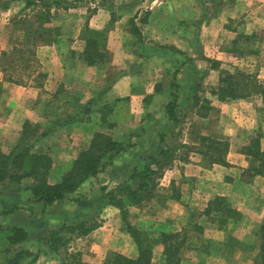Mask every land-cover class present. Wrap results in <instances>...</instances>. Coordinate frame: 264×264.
Segmentation results:
<instances>
[{
	"label": "crops",
	"instance_id": "crops-1",
	"mask_svg": "<svg viewBox=\"0 0 264 264\" xmlns=\"http://www.w3.org/2000/svg\"><path fill=\"white\" fill-rule=\"evenodd\" d=\"M144 2L130 8L138 12L137 20H144L138 37L124 29L126 19L113 22L110 13L117 8L104 3L27 8L24 0H0V151L15 150L35 129L39 133L50 130L34 151L51 158L52 170L66 172L97 133L108 134L126 147L76 194L45 208L29 203L31 180H23L18 193L1 190L0 225L4 230L26 229L4 221L31 211L47 221L54 216L52 210L76 203L79 195L85 197L81 190L86 187H92L89 197L99 190H111L125 172L142 165L159 149L160 134L170 124L165 107L173 94L184 109L197 108L193 94L195 76L200 74L203 100L217 114L213 120L211 113L185 118L178 142L188 148L179 150L159 179L152 201L145 204L163 209L157 211L156 207L150 218L137 221L146 226L141 229L144 233H156L158 242L162 234H179L185 239L179 264H264V176L245 175L249 162L242 152L257 135L264 151L263 99L256 95L221 101L215 95L225 72L264 80V0ZM38 10L50 11L46 27L52 32L39 41L29 62L21 61L26 70L27 65H37L36 72L30 71V75L24 69L23 76L13 70V58H9L12 48L24 38L21 31H14L13 22L22 12L24 17L27 12L32 17ZM85 26L105 31L104 64L84 62L86 45L81 34ZM111 75L115 78L109 80ZM194 124L200 127L197 134L192 132ZM214 124L215 130H210ZM197 136L228 142L227 165L204 164ZM216 197L228 202L232 211L206 213ZM115 215L118 218L120 212L107 205L101 227L81 238L100 235L108 226V236H116ZM118 232L126 242L132 241L126 231ZM112 249L127 256L132 253L130 258L138 256L137 250L129 252L122 244ZM153 250L159 254L158 263H153L167 264L160 242Z\"/></svg>",
	"mask_w": 264,
	"mask_h": 264
},
{
	"label": "trees",
	"instance_id": "trees-1",
	"mask_svg": "<svg viewBox=\"0 0 264 264\" xmlns=\"http://www.w3.org/2000/svg\"><path fill=\"white\" fill-rule=\"evenodd\" d=\"M24 1L27 8H37L39 6L45 8L49 5H63L66 8L73 6L71 3L60 0ZM50 15L49 10L41 12L38 10L34 13L35 22H31L27 26L24 30L23 40L11 50L12 55L19 54L15 60L19 59L22 62H29V57L31 55L34 56L35 48L41 38L44 34L52 32V30L46 27L51 21ZM132 22L134 26H137L134 20ZM133 33H141V29L139 27L134 28ZM97 35L96 31L89 28L84 30L83 39L85 40L86 47L83 53V60L90 66L104 63L107 58V54L102 50L101 40L99 41ZM10 77H13V75ZM10 80L12 79L10 78ZM173 95L174 99L165 107L170 118V124L160 134L159 149L149 155L142 165L135 166L125 172L122 180L114 188L108 192H106V189H103V196L108 198V205L117 207L122 214L125 213L127 208L140 206L151 199L164 170L177 159L180 149L188 148L178 142L179 130L184 123L186 114L183 107L178 104L177 96ZM215 95L221 101L247 99L258 95L262 97L264 103V80H259L252 74L242 72L231 74L225 72L220 76V86ZM202 103L206 105V110L204 109L206 113H202V110H199L197 114L201 117H207L211 110L210 103L208 100H203ZM195 105L199 109L204 108L203 105H199V101L195 102ZM37 133H39L37 129L33 130L32 135L24 138L20 146L10 153L6 154L0 151V194L1 190L4 189L8 190L11 194L18 193L22 181L28 179L32 181L31 185L27 187V190L31 193L29 203L40 204L44 208L58 201L69 199L81 189L86 180L97 176L106 165L112 162L114 157L126 150L123 143L113 139L110 135L97 133L94 135L89 147L82 150L78 154V157L72 161L69 169L63 174L61 179L51 181L49 177L52 170L51 158L48 155L39 154L34 151L38 142L47 136L50 130ZM198 141L201 147V154L207 165H227L228 142L206 136H199ZM242 152L249 162V168L246 170L245 175L250 177L264 176V151L260 147L259 135L254 137L243 148ZM181 158L185 159L184 157ZM223 202H226L223 198H216L209 204L206 213L210 214L211 212L221 210L220 213H230L232 210L228 206L220 207L219 204H223ZM214 204L218 206L216 205V208H213ZM99 210H101V207ZM80 218L78 216L75 220ZM100 221L99 216L78 220L77 222L69 223L65 221L59 228H51L44 238L36 239L40 242L41 247H45L44 254H58L66 250L71 240V238H68L63 233L64 231L74 233L77 237H86L101 227ZM126 231L134 239L139 248L138 256L136 258H129L115 253L106 264H154L153 248L159 242L164 246L163 254L166 263H180V254L185 243V239L181 235L162 234L159 242L157 240L153 242L145 234L139 233L130 224L126 225ZM3 232L4 229L0 225V233ZM31 238L25 229L12 228L6 236L8 246L4 252L7 254L4 258V264H34L39 254H33L24 245L31 241Z\"/></svg>",
	"mask_w": 264,
	"mask_h": 264
},
{
	"label": "rangeland",
	"instance_id": "rangeland-1",
	"mask_svg": "<svg viewBox=\"0 0 264 264\" xmlns=\"http://www.w3.org/2000/svg\"><path fill=\"white\" fill-rule=\"evenodd\" d=\"M36 1H39V0H36ZM60 1L68 2L71 4H79V5H89V4H97L98 5V4L104 3L108 6L109 5L113 6V7H115V9L117 8V10L112 11L110 13L111 20L113 22H115L116 20L126 19L127 24H126V27L124 26V29L132 35H136L138 37L142 35V33H138V34L133 33V30H134V28L139 27L142 31V25L141 24H143L144 20L143 21H142V19L137 20V18L139 17L138 12L136 14V11H134L135 9L130 11V8L132 5L138 6L142 2L146 3V2H144V0H60ZM120 5L121 6L123 5V7H122L123 9L118 8V7H120ZM24 14H25V12L18 14L16 19H14V21L15 22L17 21V23L14 24V22H13L14 31H16V30L21 31L23 34L22 37L24 36V30L27 28V26L29 24H31V22L32 23L35 22L34 15L32 17H30V13L27 12L26 13L27 16L25 15V17H24ZM144 15L147 16V14L145 12H144ZM133 20L135 21L137 26L136 25L134 26L132 24ZM21 21H23V22H21ZM35 25H36V23H35ZM35 28H36V26H35ZM35 28H33V29H35ZM86 28H89V27L85 26L83 28L82 34H81L82 38H84L83 35H84V30ZM96 32L98 33L97 37H99V41L101 40V46L103 48L102 50H106V48H105L106 44H105V38H104L106 35L105 31L100 30V31H96ZM6 34L8 35V33H6ZM50 34H51V32H50ZM50 34H44V36L41 38V41L43 39L46 40L47 35H50ZM37 35H38V33H37ZM15 36L17 37L18 35L15 34ZM262 37H264V35ZM12 45L13 44L11 41L10 46H12ZM85 45H86V43H85ZM18 56H19V54L18 55L17 54L12 55V53L9 56L10 59L13 58V61H12L14 64L13 70L15 72L18 71V73H21L23 76H26L24 74V69L26 70V67L24 66V64L21 63V61L19 59L15 60ZM107 62H108V60H107ZM29 66H31V67H29ZM19 68H21L20 70H22V72L19 70ZM30 71L31 72L37 71V65L35 63H33L31 65H27L26 74H30ZM18 73H16V75H18ZM19 76H21V75H19ZM202 77L200 74H196V76H195L197 83H196V91L193 94V101H194V104H195V102L199 101V105L200 106L203 105L204 108L199 109L198 106H197V108L195 106H193L191 108L188 107L187 109L183 108L185 110L184 112L186 114V119H192V118L197 119V117H199V115L197 114L199 110H202L201 111L202 113H206V111H205L206 105H204L202 103V100H203V98H205V96H204V92L200 89V83H201ZM35 78H37L36 82H40L39 77H35ZM114 78H115V75H111L108 79L110 80V79H114ZM108 111H110V110L108 109ZM210 113L212 114L211 120H213V117L216 116L217 113L214 112V109L212 107H211V110L209 111L208 114H210ZM212 122H214V121H212ZM192 127H194V129H192V132H195V134H197V131L199 132L200 127H198L197 125L192 126ZM215 127H216L215 124L212 125L210 130H215ZM216 131H217V129H216ZM218 136H220V134H218ZM197 138H198V136H197ZM68 157H70V156H66V158H68ZM77 157H78V154H77L76 158ZM181 157H183V155ZM203 162H204V164H207L205 159ZM63 173H65V172H62V170H59V171L57 169L51 170L49 177H50L51 181H56V180H58L59 177L62 176ZM118 183L119 182H117L116 185ZM158 185H160V184L158 183ZM191 185L192 184L188 183V186H191ZM91 188H89L90 189L89 190L86 187V188L82 189L81 192L84 191L83 193H85V195L86 194L89 195L88 193L90 191H92ZM87 190H89V191H87ZM155 192H157V190ZM155 194L156 193H154L153 197L155 196ZM87 195L85 197H84V195H79L80 198L75 199L76 203H73L72 205H69V204L68 205H62V207L60 206L59 208L52 210V214L54 216H51V219H47V221H46V219H45L46 217L44 215L41 214L42 216L37 217L35 215L36 212L31 211V214H30V212H28L27 215H22V212H19L21 214L20 217H19V214H16L12 220H9V221L5 220L4 223L5 224H12V222H14L15 224L25 225L26 229L25 228H23V229H25L32 238H31V241L27 242L24 245L33 254H39V257L35 261L34 264H106L107 261L111 258V256L114 255L115 253L123 255L122 253H119L117 251H113L112 248L117 246V244H122L125 248H128V250H130L129 252H131V250H132L131 248H133V249L137 250L138 254H139V248L131 236L130 237H131L133 242L130 240L128 242H126L125 238H122V236H119V235L117 236V234L119 233L118 230L121 229L122 231H126V225L127 224H130L139 233L145 234L149 238L150 241L154 242L157 240L156 239V233L149 232V235L147 233H144L141 229L145 228L146 226L145 225L143 226L144 223H140L141 224L140 225L137 221V219L139 217L150 218L156 212L157 206L156 207L155 206H152V207L145 206L146 203L152 201L151 200V199H153V197H152L151 199H149L147 202L143 203L142 205L135 206L134 207L135 209L131 212L127 208L125 210L124 214H122L121 211L117 207L112 206L114 209H116L120 212V215L118 218L116 217V215L114 217V219H116V218L118 219V220L117 219L114 220V224H116L115 226H117L116 236H115V234H114V236L113 235L108 236L107 230H111V226L106 227L104 229V231L102 233H100V235H96V236H93V237L88 238V239L77 237L76 234H74V233L64 231L63 233L68 238H71L66 250H63L58 254H44L43 251H45L46 249H45V247H41L40 242L37 241L36 238H40V239L44 238L51 228H54V229L56 227L59 228V226L62 225L65 221H67L69 223L70 222H77L78 220H84V219L92 218V217L94 218L97 216H99V219H101V215H102L104 209L108 205V198L103 196L104 195L103 190L97 191L96 193L92 194L91 197H89ZM158 196H161V195H158ZM173 198L175 199L176 197H173ZM216 198H218V197H216ZM217 204H214L212 207L216 208ZM35 205H39V204H35ZM219 205L222 208L228 206L232 210V208L228 202H223V204H219ZM159 206L160 205H158V207H157V211L163 209L161 206L160 207ZM100 207H101V210L98 211V209ZM224 210H225V208H224ZM221 211H217L216 213L221 212ZM152 212H154V213H152ZM43 214H44V212H43ZM30 216H32L31 219H30ZM78 216L81 218L78 220H75ZM114 224H113V226H114ZM14 228H21V227H14ZM10 231H11V229L6 228L3 233H0V264L5 263L4 258L7 256V254H5L4 252L8 246L7 241H6V236L8 233H10ZM113 243H115V244L113 245ZM132 243H134V245ZM131 255H132V253L129 256H131ZM124 256L129 257L127 255H124ZM158 256H159L158 251L153 250V260L156 263H158Z\"/></svg>",
	"mask_w": 264,
	"mask_h": 264
}]
</instances>
